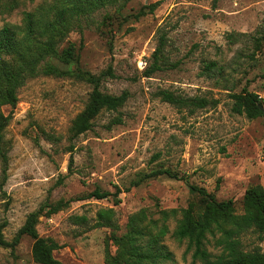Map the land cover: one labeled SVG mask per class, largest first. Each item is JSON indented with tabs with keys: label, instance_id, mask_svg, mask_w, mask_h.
Wrapping results in <instances>:
<instances>
[{
	"label": "rangeland",
	"instance_id": "374dc122",
	"mask_svg": "<svg viewBox=\"0 0 264 264\" xmlns=\"http://www.w3.org/2000/svg\"><path fill=\"white\" fill-rule=\"evenodd\" d=\"M49 1L19 0L12 13L0 11V29L22 26L25 12ZM144 8L147 13L136 19ZM162 37L169 67L145 77ZM69 45L75 46L79 64L53 60L55 66L64 71L79 66L93 74L112 66L115 78L105 79L102 91H127L129 99L117 112H102L93 129L74 140L73 121L93 89L86 82L40 75L19 89L16 107L1 108L11 117L4 132L9 154L6 196L0 192V226L7 241L46 202H68L51 217L41 216L37 226L41 237L59 244L54 256L63 264H105L113 232L93 227L103 208L115 209L121 228L117 236L142 209L155 218L160 211L200 209L201 199L191 186L206 189L219 201L232 200L236 213L243 214L247 189L264 186V116L236 114L231 95L246 89L264 103V0H130L82 22L60 47ZM206 65L212 69L207 71ZM161 90L216 103L191 115L162 101L157 95ZM117 116L122 124L108 127ZM71 144L75 150L70 167ZM159 169L186 180L155 174ZM1 172L0 162V182ZM98 187L111 194L119 189L120 203L115 205L113 195L83 200ZM168 224L164 244L177 264H191L187 242L173 236L177 219ZM243 242L247 250L260 247L264 253V240L256 234H245ZM33 244L23 236L14 250L0 248V264H38ZM208 249L217 252L211 237ZM111 251H116L112 243Z\"/></svg>",
	"mask_w": 264,
	"mask_h": 264
},
{
	"label": "trees",
	"instance_id": "16d2710c",
	"mask_svg": "<svg viewBox=\"0 0 264 264\" xmlns=\"http://www.w3.org/2000/svg\"><path fill=\"white\" fill-rule=\"evenodd\" d=\"M130 0H50L37 7L32 12H25L22 26L5 25L0 29V162L2 166L0 192L6 196L4 186L9 175V154L5 148L4 132L11 117L5 115L1 108L16 107L19 101L18 91L29 79L40 75L53 77H72L92 86L89 100L73 121L71 140L91 131L95 119L104 111L117 112L129 99L127 91L120 95H111L102 91V82L115 78L113 67L100 74H93L77 66L75 71H64L53 63L58 61L63 65L79 64V54L75 46L60 47L64 38L74 29L80 28L82 22H89L98 11L109 7H123ZM219 0H214L217 3ZM159 4L149 7L150 13ZM19 6V0H0V11L12 13ZM146 8L134 17L145 15ZM165 55V40L161 41L152 55L150 67L144 71L145 77H151L155 72L169 67ZM206 65V70H211ZM162 101L174 106L179 111L187 110L193 115L197 110L214 105L215 100L207 97H186L170 90H161L157 94ZM234 99L233 111L245 115L249 119L264 116V103L259 95L244 89L231 95ZM120 116L113 118L108 127L122 124ZM74 144L68 148L70 167L74 163ZM157 175L178 178L169 169H159ZM186 180V178H178ZM142 180L135 182L139 185ZM193 194L201 199V208L173 209L160 211L154 217L148 210L142 209L130 216L126 224V232L117 236L120 226L116 222L114 208H103L97 213L94 228L107 227L113 232L106 243L105 264H177L174 254L164 244L165 237L170 233V219H177L173 236L188 244L187 252L191 253V264H264V253L260 247L247 250L243 236L252 232L259 241L264 240V186L261 184L249 187L244 195L243 214H237L232 200L219 201L206 189L191 186ZM118 189L115 194L96 188L85 199L102 200L114 196L115 205L120 203ZM68 202L50 204L46 202L38 210L31 212L18 231L16 238L9 242L0 226V248L14 250L23 236L34 240L32 256L38 264H63L54 256L60 246L52 238L41 237L37 226L41 216L51 217ZM85 221V218H77ZM210 237L215 240L216 253L209 251ZM111 243L116 247L111 251Z\"/></svg>",
	"mask_w": 264,
	"mask_h": 264
},
{
	"label": "built area",
	"instance_id": "2783aa9c",
	"mask_svg": "<svg viewBox=\"0 0 264 264\" xmlns=\"http://www.w3.org/2000/svg\"><path fill=\"white\" fill-rule=\"evenodd\" d=\"M141 65L145 67L146 66V63L145 62H141Z\"/></svg>",
	"mask_w": 264,
	"mask_h": 264
},
{
	"label": "water",
	"instance_id": "95a60500",
	"mask_svg": "<svg viewBox=\"0 0 264 264\" xmlns=\"http://www.w3.org/2000/svg\"><path fill=\"white\" fill-rule=\"evenodd\" d=\"M261 108H262V110H264L263 107H261Z\"/></svg>",
	"mask_w": 264,
	"mask_h": 264
}]
</instances>
